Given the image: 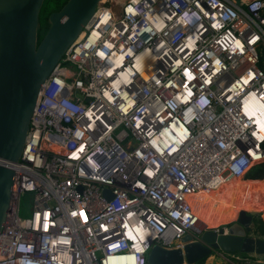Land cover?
Listing matches in <instances>:
<instances>
[{
    "label": "built area",
    "instance_id": "2783aa9c",
    "mask_svg": "<svg viewBox=\"0 0 264 264\" xmlns=\"http://www.w3.org/2000/svg\"><path fill=\"white\" fill-rule=\"evenodd\" d=\"M263 10L264 0H99L41 84L20 156L2 160L15 172L0 264H152L153 243L226 231L239 211L208 226V205L189 197L264 179L247 177L264 160ZM215 255L264 264V253Z\"/></svg>",
    "mask_w": 264,
    "mask_h": 264
},
{
    "label": "water",
    "instance_id": "95a60500",
    "mask_svg": "<svg viewBox=\"0 0 264 264\" xmlns=\"http://www.w3.org/2000/svg\"><path fill=\"white\" fill-rule=\"evenodd\" d=\"M43 1L0 0V230L9 207L15 172L2 160L16 161L20 156L41 84L89 23L99 2L67 0L58 10L50 12L49 25L38 42ZM104 194L111 196L108 188ZM256 213L241 209L226 231L223 227L205 229L200 239L193 240L187 233L181 238L182 248L153 243L148 261L196 264L215 250L264 253V238L251 233Z\"/></svg>",
    "mask_w": 264,
    "mask_h": 264
},
{
    "label": "trees",
    "instance_id": "16d2710c",
    "mask_svg": "<svg viewBox=\"0 0 264 264\" xmlns=\"http://www.w3.org/2000/svg\"><path fill=\"white\" fill-rule=\"evenodd\" d=\"M67 0H44L40 12H39V24L37 41L44 35L49 22L48 15L54 10H58ZM264 13V10H263ZM43 21V22H42ZM261 58L264 59V49L261 51ZM263 64V63H262ZM247 177L252 178H264V160L253 165L247 173ZM239 185L237 187L232 186V191L225 192L223 187L217 191H202L197 194L196 201L200 206L208 205L203 216L208 215L211 221L214 217H219L224 221L233 219L236 215V199L237 191L244 184L245 186L259 185V188L252 191H246L243 196L244 207L248 210H263L264 209V179H246L243 181L241 178H237ZM264 217V211L261 212ZM211 217V218H210ZM253 235L264 237V220L257 214L252 218V230ZM204 259L198 261L202 262Z\"/></svg>",
    "mask_w": 264,
    "mask_h": 264
},
{
    "label": "bare ground",
    "instance_id": "6f19581e",
    "mask_svg": "<svg viewBox=\"0 0 264 264\" xmlns=\"http://www.w3.org/2000/svg\"><path fill=\"white\" fill-rule=\"evenodd\" d=\"M258 102L254 99L253 100V105H254V107H253V113H257V114H259L258 113V110H257V108H256V104H257ZM263 118H261L260 117V121H259V125H260V127L262 128L263 127ZM232 179H237V178H230V179H226L224 182H222V184H220L219 185V187L217 188V189H214V190H208V191H217V190H219L220 188H221V186L226 182V181H228V180H232ZM243 181H246V179H242ZM259 188V185H255V186H245L244 184L240 187V189L237 191V199H236V207L238 208L239 206H244V201H243V196H244V193L246 192V191H252V190H256V189H258ZM202 191H207V190H200V191H198V192H196V193H193V194H191L190 195V201L191 202H193V203H195L197 206H200L198 203H197V201H196V197H197V194L198 193H200V192H202ZM205 205H207V204H205ZM205 205H203V206H205ZM201 207V206H200ZM207 208H208V206H207ZM206 208V209H207ZM206 209L203 211V213L201 214V218H202V215L205 213V211H206ZM241 209H246L247 210V208H245V207H243V208H241ZM240 209V210H241ZM252 211H258V210H252ZM223 222H226V221H224V220H222L221 218H219V217H214L212 220H211V223H206L208 226H217V225H219L220 223H223ZM205 223V222H204ZM119 259H120V261L121 260H124V262L125 263H133V260H134V256L133 255H131V256H125V257H119Z\"/></svg>",
    "mask_w": 264,
    "mask_h": 264
},
{
    "label": "rangeland",
    "instance_id": "374dc122",
    "mask_svg": "<svg viewBox=\"0 0 264 264\" xmlns=\"http://www.w3.org/2000/svg\"><path fill=\"white\" fill-rule=\"evenodd\" d=\"M43 22V21H42ZM239 181H237L236 179H232V180H228L226 181L221 187H223V190L227 193V192H230V190L232 189V186L233 187H237V185H239L238 183ZM233 190V189H232ZM231 190V191H232ZM244 206H239L237 208V211H236V215L233 219L236 218L237 214H238V211L243 208ZM31 208H32V201H31V196L28 194V193H22L21 196H20V199H19V213L21 215H27L30 213L31 211ZM248 211V209H247ZM260 211V212H258ZM258 211H255L257 212L256 214L259 215L263 220H264V217L261 215V212L264 211L263 210H258ZM209 216L205 214V216L202 215V220L205 222V223H211V221L208 219ZM211 218V217H210ZM230 222V221H229ZM213 260L216 262H223V259L220 258L219 256H214Z\"/></svg>",
    "mask_w": 264,
    "mask_h": 264
},
{
    "label": "crops",
    "instance_id": "0c3cea01",
    "mask_svg": "<svg viewBox=\"0 0 264 264\" xmlns=\"http://www.w3.org/2000/svg\"><path fill=\"white\" fill-rule=\"evenodd\" d=\"M196 264H223V262H218V261H214L213 257H210V255L208 257H206L202 262L200 263H196Z\"/></svg>",
    "mask_w": 264,
    "mask_h": 264
}]
</instances>
